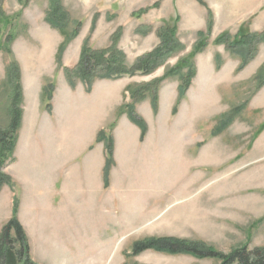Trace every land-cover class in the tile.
<instances>
[{"label":"rangeland","instance_id":"obj_1","mask_svg":"<svg viewBox=\"0 0 264 264\" xmlns=\"http://www.w3.org/2000/svg\"><path fill=\"white\" fill-rule=\"evenodd\" d=\"M60 3L69 15V33L82 23L61 65L56 56L64 37L47 23L50 1L0 0L1 130L10 127L14 98L22 96L23 112L38 101V93L42 104L48 103L44 91L50 86L65 90V70L78 67L86 40L92 51L101 52L110 49L114 35L120 33L117 50L124 54L128 69L161 45L162 28H176L181 47L152 75L119 79L120 86L130 85L127 92L163 82L157 87V112L149 93L145 102L137 103L135 113L148 124L149 141L142 147L145 152L120 155L124 166L116 171L103 214L108 228L104 225L101 230L102 220L93 212L62 218L48 237L49 249L39 247L35 256L46 264H220L212 258L155 251L130 254L134 243L154 238L201 243L224 254L244 245L250 250L264 247V43L257 45L255 59L241 70V58L216 45L222 35L263 36L264 0ZM196 8L204 16L208 13V29L197 31V24L189 19ZM146 10L140 17L134 15ZM14 62L20 68L19 81L7 73ZM184 62L192 64L196 74L178 103V87L189 67L167 79L165 75ZM73 80L84 83L79 77ZM98 81L104 80L94 83ZM126 98L127 104L133 103ZM122 115L123 109L118 116ZM224 121L227 127L216 134ZM74 219L82 220V227L73 224ZM9 222L0 228V235Z\"/></svg>","mask_w":264,"mask_h":264},{"label":"crops","instance_id":"obj_2","mask_svg":"<svg viewBox=\"0 0 264 264\" xmlns=\"http://www.w3.org/2000/svg\"><path fill=\"white\" fill-rule=\"evenodd\" d=\"M189 19L197 24V31L209 27L208 13L204 16L197 8ZM120 81L95 82L90 92L84 83L75 82L72 87L65 81V90L57 86L50 103L42 104L38 93V101L31 106L26 104L23 110L14 157L4 170L14 187L6 186L0 193V228L15 216L37 264H46L44 258H36L34 253L39 247L49 249L48 237L54 235L55 222L60 223L62 218L73 219L83 211L93 212L102 220L101 230L104 225L108 228L103 214L107 213L116 171L124 166L120 155L145 152L142 147L148 143L149 133L143 137L141 128L131 121L127 111L124 113V107L129 105L126 90L130 85L120 86ZM27 96L31 97L30 91ZM139 104L134 106L136 111ZM122 109L123 115L118 116ZM109 143L112 164L106 178ZM81 222L73 220V224L82 227Z\"/></svg>","mask_w":264,"mask_h":264},{"label":"trees","instance_id":"obj_3","mask_svg":"<svg viewBox=\"0 0 264 264\" xmlns=\"http://www.w3.org/2000/svg\"><path fill=\"white\" fill-rule=\"evenodd\" d=\"M49 1L50 11L47 15V23L53 29L59 31L64 37V42L59 46L56 56L58 64L61 65L63 55L68 46L79 36L82 23L79 22L77 24V29L72 33H69V15L62 9L60 0ZM145 12H147V10L138 12L134 15L140 17ZM1 17L2 16L0 15V22ZM94 28L95 23L92 29L94 30ZM158 37L161 40V45L151 53L139 59L132 69L127 68L124 54L117 50V45L121 38L120 33H116L114 35L112 47L101 52L92 51V49L88 47L89 40H86L81 50V58L78 67L74 70H65L70 85L73 87L75 84L73 80L74 77H79L84 81V83H86L88 91H90L95 79L117 80L123 77L152 75L181 47L177 39L176 28H162L158 33ZM8 40V42L11 43V41H13V36L8 38ZM260 42L264 43V34L263 36L237 35L234 39H232L229 35H222L216 40V45L225 46L233 54L238 55L242 61L240 66L241 70L255 59L257 54L256 48ZM203 46L204 44L195 48L193 56L200 52ZM7 51L11 53L9 48ZM183 64L185 65H182L181 67L179 66L165 75L167 79L170 76L177 75L179 69L189 67L187 75L181 78L182 82L178 88V103L186 97V94L191 86L192 79L196 74L192 64L189 62H184ZM98 70L100 71L99 73L97 72ZM7 73L10 79L15 78L18 81L20 80V68L15 62L8 67ZM161 82L163 81L159 80L156 83L146 85L135 90L129 89L128 91L133 103L124 107V110L127 111L128 117L131 121L141 128L143 137L146 135L148 128L144 120H142L135 113L134 106L137 103L144 102L147 99V94L149 93L152 95V108L154 109V112H157L159 102L157 87ZM54 89L55 86L52 85L44 91V93L47 94L48 103L52 100ZM21 98L22 96L20 99L14 98L13 100L11 108V124L9 129H0V192L4 186H9L11 188L14 187L12 179L3 172V169L7 163L13 160L14 157L18 140L17 135L21 127L23 115L20 108ZM49 107L50 105H48V108ZM228 120L231 119L229 118ZM227 123L228 121H224L220 128H218L216 134L222 132L224 130L222 127H227ZM108 155L109 160L108 167L106 169V178L112 164L111 143L108 144ZM16 208L17 204L15 203V213ZM146 251H155L157 253L168 255H189L196 259L212 258L218 260L220 264H264V247L250 250L247 245L236 248L229 254H224L201 243H190L173 238H154L134 243L130 256L137 257ZM0 264H37L31 258L30 245L27 236L15 216L7 225L3 227L0 235Z\"/></svg>","mask_w":264,"mask_h":264}]
</instances>
